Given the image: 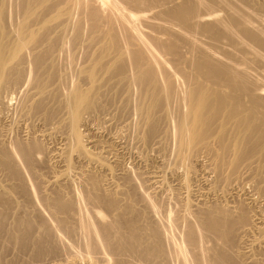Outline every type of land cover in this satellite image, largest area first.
Wrapping results in <instances>:
<instances>
[{
    "label": "bare ground",
    "instance_id": "1",
    "mask_svg": "<svg viewBox=\"0 0 264 264\" xmlns=\"http://www.w3.org/2000/svg\"><path fill=\"white\" fill-rule=\"evenodd\" d=\"M262 1L264 2V0ZM84 29H86V33H82ZM85 35L86 39H83V41L82 38H84L83 36ZM67 44L71 46L75 44L73 46L74 48L77 44H84L83 46L88 48H86V55L84 54V61L79 67L76 68L74 61L73 66L75 67L73 68H76V79L70 80L73 77L70 75V73L73 74V72L70 71L68 75H70L71 78L69 77L70 79L67 80L68 82L71 81L70 83L66 81V76H64L67 74V71H65L66 73L64 75H62V73L60 74V71L57 69L58 66L56 61L58 55H60L63 60L64 58L66 60V57L62 56L61 53L68 47ZM79 45L77 47H79ZM72 48H70V50ZM70 50L67 49L66 51L70 52ZM68 54L69 53H67V55ZM74 54H77L75 50ZM63 55L65 54L63 53ZM72 56L73 55L70 56L71 61H73L77 55H74L75 57L73 59ZM27 58H29L30 61H28V63L31 64L34 71L32 77L31 75L33 73L31 74L29 71L28 75H26L27 69L25 71V68ZM65 60L63 62H65ZM71 63L68 65L65 64L66 68L71 65ZM250 64H252V66L253 64H255L254 66H258L253 70L252 68L254 67L250 66ZM69 70L70 69H68V71ZM257 70L264 71V5L261 2H254V0H239V3L236 4L233 3V0H0V95L3 90L11 86L17 89L22 83L31 84V92H33V94L31 93V98L26 96L29 99H25L26 101H24L26 103L21 105L22 107L24 106L23 110L26 111L29 116L41 113L42 119L48 121L58 112L57 109H62L64 118L63 120H59L61 121L62 127L66 130L62 149L58 148L60 153H62V161L59 162L61 164L63 162L64 169H62V172L60 171V175L50 178L47 182L45 181L48 186L50 185L55 188L52 196L50 193V196H47L48 194L46 196L43 195L44 197L41 196L39 199L40 202H42V206H44L51 214V217H53V222L56 223L54 226L52 223L45 221V217L42 218L43 216H40L37 211L39 209L37 204V206L34 207L35 202L40 203L38 200L34 201L37 198H34L35 192L31 190L34 188V185H32L33 187L31 189H29L30 186L28 188L29 184H26V178L28 176L25 178V182L23 178L24 175L21 174L23 171L20 170V172L17 168L18 166L15 164V162L20 161L22 162L20 164L25 166V170L27 169L26 171L30 173L32 171L34 172V151L40 153V143L38 144L36 140L33 141V139H31L32 142L30 140L29 143L28 141L24 142L17 140L13 144L14 148H6L4 145H0V169L5 174L6 178H8V182H10L9 184L0 183V233L5 234L6 232L7 235H5L9 237V241L15 246H18L21 251L28 250L27 248L31 247L29 250L33 259L42 257L46 252L54 253L56 249L52 247L53 245L51 246V243L57 236V232L60 230L72 236L74 232L72 226H68V219L72 216L75 218L77 214L76 210L79 211L77 207L80 209L81 206L78 205L76 207L78 199L80 198H78V194L76 197L71 196L69 198L62 195L63 191L66 189L65 185H67L71 173H74L79 177H85L91 187V191L83 193L86 195L85 200L90 202L95 201V203L98 202L107 210L113 212L112 218L110 219L111 221L108 220L109 222H105L102 214L94 208L97 212L95 210L92 212L95 221L93 217L92 219L94 224L98 221L95 230V226L91 225L93 228L89 225L90 228L86 226L88 221L86 223L84 221V225L81 222L82 218L79 217L81 218L80 221L76 217L78 221L77 223L75 222L77 224L76 228L77 230L79 229V234L82 232V237L87 240L85 242V240L83 241L82 239L84 242H82L83 244L78 240L81 244L80 248L83 249L82 251L87 257L85 264H94L95 259L92 258L93 252L100 253L96 252V245L100 243V241L97 243L96 240L99 238L101 239L100 244H102V247L104 244V248H106L110 255L113 254L114 256L115 254L117 256L118 254L116 253L122 255V253L126 252L132 254V256H138L139 259L141 258V261L153 260L154 262L156 260H160V262L169 261V259L172 258L180 260L184 254L182 247L186 244L187 247L193 248L192 250L195 252H193V254L196 259L200 255L202 258V256H205L202 254L203 250L207 247L205 249H203V247L201 248V246L199 247L201 240L199 241L200 243L198 240L207 235H212L213 238L215 236L221 239V242L224 241V243H222L223 245L229 244L231 246L236 234L240 231H242L241 234H244L255 230L257 231L255 233H259L261 238H259V240L249 241V245L251 247L259 244L262 245V243H264L263 214L257 213L251 220L249 219L250 217H247L248 215L244 210L245 207H241L242 204L240 208H238L239 206H237V208H235V206L231 208L229 207L230 204L227 206L226 204L218 205L208 202L210 206H204L205 203L204 205L201 204L196 206L195 210L191 209V215L193 214L195 217L197 222L196 227L198 228L194 227V223L193 226L191 223L189 224L191 226L186 224L188 227L185 225L187 229H185V240L183 239L186 244L183 243V245L179 242L178 244L183 246L177 249L179 248L178 245L177 248L175 247L176 250L171 253L167 249L170 248L167 247L168 243L166 242L168 236L166 239V236H164L168 228L166 231L163 230L165 231L163 235L161 229L158 228L159 226L157 227L155 224L149 225L147 229H149V231L151 229V233H149V231L148 233L152 234L151 236H153V238H151L153 240L148 241L147 239H149L148 237L150 235L146 234L149 235L146 236L142 231V226H139L142 225L139 224V222L142 223V220L139 219L138 216L142 213H146L143 209L146 210L147 213L151 212L153 207L152 201H149L151 198L143 199L145 202L142 207V213L139 214L136 207L135 209L131 207L134 204L132 199L134 195L131 196L132 193H129L130 191L126 192L130 194V200H132H126V203L123 202L124 204H121L119 200L116 199L117 197L115 198V196H117L116 194L120 193L119 190V192L117 190L113 192H110V190L105 191L106 193L102 192L103 194L101 193V196L99 195L98 189H102L99 187L103 181L99 184V178L96 179L97 176L94 177L95 175L93 176V173H90L92 171L87 172L84 168L83 170L85 172H76L73 165V160L77 159L87 166L95 164L96 166H93H95V168L98 167L99 171L104 170L109 172V174L113 173L110 163L108 165L107 161L106 164L103 160L104 157L100 158L99 150V153H94L87 148L85 144L87 142L90 143L91 140L89 141L87 137V142L85 141L86 137L84 135L87 133L83 135L80 128L82 126L85 128L88 122L89 125H91L90 121L93 119L92 116L106 110V106L111 104L112 101L115 100L114 98L119 97L118 101L120 105L118 102L117 103L119 107L121 106V110L130 113L133 112V115L136 116L138 121L137 124L140 128L139 133L143 143H149L156 137H163V139L171 137V139H173L172 141H175V157L173 158H176L177 162H175L179 164L180 167H183L186 173L191 172L192 169L194 171L192 167L198 164V157H200V155L209 158V166L205 167L207 169L206 172L209 171L211 175L213 174L215 181H220V183L221 181L230 182L228 181L230 178H234L236 174L237 176L239 175L238 173L241 172H239V170H247L248 172L255 166L249 178L254 182L256 195H261L263 197L264 179L262 176H264V174L261 175V171L264 170V80H262V77L258 76L259 73ZM252 71L258 73L257 76L253 77L256 73L253 72V75ZM261 74L264 75L263 72ZM28 87H30V85L27 86V88ZM28 92L29 95L30 91ZM46 100L47 102L50 100V103H48H53L54 105L46 104ZM114 103L116 102H113L112 106ZM19 110L21 109L19 108ZM113 110H115V107ZM109 111L110 110H108V112ZM170 140L168 142H170ZM91 143L93 142L91 141ZM23 165L20 166L23 167ZM87 169H89V167ZM78 170H80V168ZM172 172L174 174L177 173L176 170ZM203 172H205V170ZM112 176L110 175V177ZM127 176L129 177V175ZM73 177L76 176L74 175ZM186 179L184 177L185 181L182 180L184 186L187 185ZM150 180L159 186L158 184L162 185L164 178L162 175L158 174L154 175ZM30 181L33 180L31 179ZM129 184L131 185L132 181L128 183V189L131 188V191L134 190L135 192L134 186H130ZM214 184L216 185L215 182ZM228 185L230 184L228 183ZM40 188L41 187H39V189ZM213 188H217V186H213ZM38 191L41 193L42 190ZM126 192L124 196L128 194ZM120 195H122V192ZM128 195H126V197L129 198ZM145 195L146 194H144V196ZM222 196H224V194ZM15 197H20L21 201L16 202L14 208L15 203L13 200ZM126 197L125 199H127ZM134 200L137 199L134 198ZM248 200V202L256 204L253 198H248ZM154 201L155 200H153V203ZM129 202H133V204ZM130 204L132 205L130 206ZM155 206L154 204V207ZM158 206H156L157 209ZM161 207L162 206H160V208ZM188 208L190 207H187V209ZM17 210L19 214L16 213L18 212ZM20 212L22 214H20ZM15 213L17 214L16 216L14 215ZM181 213H183V211ZM152 214H155L153 209ZM185 215L184 213L180 217H183L182 219L184 220L186 219ZM85 216L87 215H84V217ZM8 217L13 218L10 230L6 229L7 227L5 226ZM176 219V222L174 220V222H171L176 224L179 222V219ZM187 221L190 220H186V222ZM98 223H101V226L98 225ZM178 225L180 224L178 223ZM97 228H99V232ZM163 228L164 227H162V229ZM91 229L95 232L97 231L96 234L99 233V235L97 234L99 238L95 240L97 236H95V232L93 231L96 250L93 247V242H90L91 244L88 242V238H91L89 235V232H92ZM170 231L171 230L168 232ZM141 232H143V234ZM41 233H43L46 238H44ZM57 238L60 237L57 236ZM64 238L66 240V237ZM94 240L92 239V241ZM169 241L171 242L172 240L169 239ZM214 241H217V239ZM229 245L228 248H230ZM66 246L67 245L63 247L66 248ZM102 247L100 248L101 250ZM68 248L67 250L69 251L70 246H68ZM175 248L173 247V249ZM5 249L7 250V248ZM186 250L188 251L190 249ZM187 251H185V255L188 253ZM211 252L213 253L215 251ZM191 253L189 252L190 255ZM103 254H105V252ZM211 254H208L209 258L206 256L207 262L205 261L203 263L243 264L236 259V256L230 255L226 250L221 251L219 254H216V256H209ZM68 255H71V253ZM85 255H82V258L85 259V257H83ZM0 256L2 255L0 254ZM192 256L188 257L186 255V260L187 257L191 259ZM98 258L96 260L100 259ZM201 258L200 260L203 261L205 257ZM76 259L72 261L71 264H78ZM183 259L184 258L181 260ZM192 259H194V257ZM261 259V264H264V255ZM1 260H3V258ZM11 260L6 264H15L13 261L11 262ZM102 260H104V258ZM190 261L194 260L185 261V264H188L186 262L190 263ZM202 261L200 262L202 263ZM0 264L3 263L0 261ZM97 264H100V262ZM191 264H193V262H191Z\"/></svg>",
    "mask_w": 264,
    "mask_h": 264
},
{
    "label": "rangeland",
    "instance_id": "2",
    "mask_svg": "<svg viewBox=\"0 0 264 264\" xmlns=\"http://www.w3.org/2000/svg\"><path fill=\"white\" fill-rule=\"evenodd\" d=\"M257 2V3H262L263 5H264V2L262 1V0H254V2ZM233 3H239V0H233ZM85 27V26H84ZM86 28V27H85ZM82 33H86V29H84V31L82 32ZM84 38H82V40L83 39H86V35L85 36H83ZM84 41V40H83ZM75 45V44H74ZM73 44H72V46L70 45V44H67V48H65V51L63 52L65 55H63V53H61V55L62 56H64V57H66V60H65V58H64V60H65V62H63L64 60H63V58L60 56V55H58V59L56 60L57 61V69H58V71H60L59 73L61 74L62 73V75H64L66 72L65 71H67V74L66 75H64V76H66V81L68 80V79H70L72 76V78L70 79L71 81L72 80H75L76 79V74H75V72H76V68L77 67H79L81 64H82V62L84 61V57H85V55H86V53H87V47L85 46H83L82 44H77V46L79 45V47H73L74 46ZM83 46V48H82V46ZM71 46V47H70ZM72 48L71 50H70V48ZM87 48V49H86ZM67 49H69L70 50V52H68V51H66ZM75 50V53H77V54H74V50ZM86 50V51H85ZM72 52V53H71ZM81 52V53H80ZM86 52V53H85ZM67 53H69L68 55H69V57H68V55H67ZM81 54V55H80ZM85 54V55H84ZM71 55H73L72 56V59H73V61H71ZM75 55V56H74ZM83 55V56H82ZM60 56V57H59ZM79 56V57H78ZM30 58V57H29ZM29 58H27V60H26V68H25V71H26V69H27V71H26V75H28V71H29V73L31 72V77L34 75V71H33V68H32V66H31V64L30 63H28V61H30L29 60ZM60 58V59H59ZM70 59V60H69ZM63 60V61H62ZM69 61V62H68ZM72 63H71V62ZM74 61H75V66H76V68H73V67H75V66H73L74 65ZM59 62V63H58ZM61 62V63H60ZM69 63H71V65H69L67 68L68 69H70L69 71H68V69L66 68V65L65 64H69ZM77 63V64H76ZM59 64H60V66H59ZM63 64H64V66H63ZM28 65V66H27ZM62 65V66H61ZM255 64H253V66H252V64H250V66H252V67H254V68H252V67H250V68H252L253 70H255L256 68H257V66H254ZM71 66H72V68H71ZM31 67V68H30ZM63 67V68H62ZM70 67V68H69ZM256 67V68H255ZM260 67V66H259ZM259 67H258V69H259ZM65 68V69H64ZM74 69V70H73ZM260 69H262V68H260ZM73 70V71H72ZM73 72V74H71L70 73V75H71V77H70V75H68L69 74V72ZM258 71V73L259 74H261L262 72L264 73V71H261V70H257ZM253 72L254 73H256L255 71H252V74H253ZM261 72V73H260ZM258 73H256V75H252L253 77H255V76H257V74ZM74 74H75V76H74ZM258 74V76H260V77H262L261 79L262 80H264V75L263 74H261V75H259ZM70 77V78H69ZM70 81V82H71ZM68 82V81H67ZM70 82H68V83H70ZM264 82V81H263ZM30 85V87H28L27 88V86H29ZM12 87H14V86H11V87H9V88H7L6 90H3V92H2V94L0 95V145H4L6 148H8V147H10V148H14V142H16L17 140H20V141H24V142H26V141H28V143L30 142V140L31 139H33V141L34 140H36L37 142H38V144L41 146V150L39 151L40 153H37L36 151H34V162L36 163V165H35V163H34V172H35V175H34V172L32 171L31 173L29 172V171H26L25 170V166L23 165V164H20V163H22V162H20V161H17V162H15V164H16V166H18L17 168L19 169V171L21 170V171H23V172H21V174H23L22 176H23V178H24V180H25V178L27 179V182H26V180H25V182H26V184L28 185V188H29V186H30V188L29 189H31L33 186L32 185H34V188H35V190H37V191H35L34 190V188H32L31 190L32 191H34L35 193H34V195H35V197L34 198H36L34 201H39L40 202V197L41 196H46L47 194V196H50V193H51V196H52V194L54 193L53 192V190H55V188L54 187H51L50 185L48 186V184L46 183L47 182V180H49L50 178H52V177H54V176H56V175H60L59 173H61L63 170L62 169H64V165H63V162H62V164L60 163L61 161H62V153H60V151H59V149H62V146H63V140L65 139V136H66V130L62 127V125H61V121L60 120H63V118H64V112H63V110L62 109H57V111L58 112H56L55 114H54V116H52L53 118H51L50 120H48V121H45V120H43L42 119V115H40L39 113H37L36 115L38 116H36L35 114H33L34 115V117H33V115H30L29 116V114H27V112L26 111H24L23 110V107L21 106V105H23V104H25L26 102V100L25 99H29V98H31V96H32V94H33V92H31L32 91V85L31 84H27V83H22V85H20V86H18L17 87V89H16V87L15 88H12ZM24 88H26V89H24ZM29 89H31V90H29ZM25 90V91H24ZM28 91H30V94L28 95ZM21 92V93H20ZM19 93V94H18ZM26 93H27V95H26ZM21 94V95H20ZM6 95V96H5ZM25 96V97H24ZM29 96V98H27V97ZM117 98V99H116ZM116 98H114L115 100L114 101H112V103L113 102H116V103H114L113 104V106H112V103L111 104H108L106 107V110H103L102 112H100L99 114H97V115H94V116H92V118L93 119H91L92 121H90L91 123V125H89V122H88V124H87V126H85V128H83L84 126H82L81 128H80V131H81V133L84 135V134H86V135H84L85 137H86V139H85V141L87 142V137L89 138V141L91 140L93 143H91V141H90V143H86V142H84V143H86L85 145L87 146V148L90 150V151H92V152H94V153H99L100 152V158H102V157H104L103 158V160L105 161V163H106V161H107V163H108V165H109V163H110V166H112L111 167V170L113 171V173L111 174H109V172H107V171H104V170H100L99 171V168L97 169V168H95V164H92V166L93 165H95V166H93V168H92V166L91 165H89V166H87V165H85V163H83L82 161H78L77 159H75V160H73V165H74V167H75V171L77 172V171H82V172H85V171H87V172H90V171H92V172H90V173H93V176L94 177H96L97 176V178L96 179H98L99 180V184L103 181V183H101V185H100V187L99 188H102V189H98L99 191V193H97V194H99V195H101L102 196V192H105V191H109L110 190V192H113V191H120V193H117L116 195L117 196H115V198L117 199V200H119V202L121 203V204H124V203H126V200L127 201H129L130 200V197L131 196H133L134 195V198H136L137 200H134V198H132L133 199V202H134V204H133V202H129V203H132V204H130V206L133 208V209H135V207H136V209H138L137 211H138V213L140 214V213H142L141 211H142V207H143V205H144V200L143 199H149V198H151V200L149 199V201L152 203V205H153V207H152V209L154 210V213L155 214H152V209H151V212H149V213H147V211L146 210H144L143 209V211L144 212H146L147 213V215H146V213H142V214H138L139 216H138V218L139 219H141L142 221V223H140L139 222V219H138V222H139V224H142V225H139V226H142V231L144 232V234L146 235V234H149V233H151L150 231H151V229H150V231H149V229H147V228H149L148 226L149 225H151V224H155V226L157 225V227L159 228V229H161V232L163 233V235L165 234V231H166V229H167V231H166V234L164 235V236H166L165 237V239L167 238V236H168V240H166V242L168 243L167 244V247H170V248H167L171 253H173L174 252V250H176V248L178 247V243L180 242V244L182 243H185L186 244V242L184 241L185 240V229H187V227L188 226H193V223H194V227H196L197 226V222H196V220H195V217L193 216V214L191 215V213H192V211H191V209L192 210H195V208H196V206H199V205H201V204H205L204 206H210V203L211 204H218V205H224V204H226L227 206H229V204H230V206L229 207H233L234 208V206H235V208H237V206H239L238 208H240V205H241V207L242 208H244L245 207V211H246V214L248 215L247 217L249 218V219H251L254 215H256L257 213H259V214H263L264 215V196L262 197L261 195L260 196H257L256 195V193H255V190H254V182H252L253 180H251L250 178H249V175L251 176V174L253 173V168L255 167V166H253V168H251V170L250 171H248L247 172V170H243L242 171V169L241 170H239V172L240 173H238L239 175L237 176V174H236V176L234 175V178L232 177V178H230L228 181H230V182H225V181H221V183L222 184H225V185H228V183L230 184V185H228V186H225V185H222L221 183H220V181H215V177H214V175L212 176L211 175V173H209V171L208 172H206V166L208 167L209 165H208V159L209 158H207V157H203L202 155H200V157H198L199 159H198V164L196 165L195 163H193V164H195V166L193 165V167L192 168H194V171H193V169H192V171L191 172H189V173H186L185 172V170H184V168L183 167H180V165L179 164H177L176 162V158L174 159L173 157H175V148H176V145H175V141H172L173 139H171V137H169V138H167L166 137V139L164 138L163 139V137H156L155 139H153V141L151 140L149 143H143L142 142V140H141V136H140V128H139V126H138V124H137V118H136V116L135 115H133L134 113L133 112H128V111H124V110H121V106L119 107V105H120V103H119V101H118V99H119V97H116ZM25 100V101H24ZM29 102H30V100H29ZM48 102L50 103V100H48ZM47 102V100H46V104H48V105H52V104H49ZM119 103V105H118V103ZM116 104V105H115ZM54 105V104H53ZM115 105V106H114ZM118 105V106H117ZM15 106V107H14ZM111 106H112V108H111ZM114 107H115V110H113L114 109ZM19 108L21 109V110H19ZM112 110H111V109ZM108 110H110L109 112H108ZM107 111V112H106ZM6 112V113H5ZM23 112H24V114H23ZM15 113V114H14ZM22 113V114H21ZM27 114V117H26V114ZM60 113H62V114H60ZM104 113V114H103ZM113 113V114H112ZM114 113H115V115H114ZM118 113V114H117ZM122 113V114H121ZM125 113V114H124ZM102 114V115H101ZM25 115V116H24ZM40 115V116H39ZM118 115V116H117ZM120 115V116H119ZM127 115V116H126ZM33 118H32V117ZM60 116V117H59ZM117 116V117H116ZM131 116V117H130ZM20 117V118H19ZM99 117V118H98ZM102 117V118H101ZM6 118V119H5ZM19 118V119H18ZM56 118V119H55ZM132 118V119H131ZM29 119V120H28ZM60 119V120H59ZM15 120H16V122H15ZM123 120V121H122ZM13 121V122H12ZM49 122V123H48ZM59 122V123H58ZM130 122H131V124H130ZM136 124H135V123ZM34 123H35V125H34ZM100 123V124H99ZM103 123V124H102ZM133 123V124H132ZM52 124V125H51ZM12 125V126H11ZM61 125V126H60ZM133 125V126H132ZM137 125V126H136ZM26 126V127H25ZM95 126V127H94ZM89 127H90V129H89ZM129 127V128H128ZM137 127V128H136ZM31 128V129H30ZM63 128V129H62ZM122 128V129H121ZM127 128V129H126ZM139 128V129H138ZM11 129V130H10ZM47 130V131H46ZM90 132H89V131ZM114 130V131H113ZM46 131V132H45ZM55 131V132H54ZM59 131V132H58ZM64 131V132H63ZM132 131V132H131ZM137 132V133H136ZM43 133V134H42ZM89 133V134H88ZM132 133V134H131ZM47 134V135H46ZM120 134V135H119ZM50 135V136H49ZM129 135V136H128ZM132 135V136H131ZM137 136V137H136ZM31 137V138H30ZM92 138V139H91ZM109 140H108V139ZM171 139V140H170ZM2 140H3V142H2ZM165 140V141H164ZM167 140V141H166ZM170 140V142H168ZM12 141V142H11ZM98 141V142H97ZM31 142H32V140H31ZM141 142V143H140ZM123 143V144H122ZM159 143H160V145H159ZM168 143H169V145H168ZM174 143V144H173ZM9 144V145H8ZM145 144V145H144ZM165 144V145H164ZM93 145H95V146H93ZM168 145V146H167ZM61 146V147H60ZM146 146V147H145ZM162 147V148H161ZM59 148V149H58ZM170 148V149H169ZM172 148V149H171ZM161 149V150H160ZM167 149V150H166ZM98 150H99V152H98ZM165 151V152H164ZM172 151H174V152H172ZM163 152V153H162ZM167 153V154H166ZM174 153V154H173ZM57 156V157H56ZM61 157V158H60ZM60 159V160H59ZM159 160V161H158ZM43 161V162H42ZM60 161V162H59ZM176 161V162H175ZM82 162V163H81ZM119 162V163H118ZM171 162H173V163H171ZM78 163H81V164H78ZM106 163V164H107ZM118 163V164H117ZM175 163H176V165H175ZM144 164V165H143ZM165 164V165H164ZM202 164V165H201ZM23 165V167H21V166ZM85 166V167H83V166ZM164 165V166H163ZM178 165V166H177ZM192 165V164H191ZM37 166V167H36ZM77 166V167H76ZM175 166V167H174ZM177 166V167H176ZM197 166V167H196ZM202 166V167H201ZM63 167V168H62ZM89 167V169H87V168ZM171 167V168H170ZM174 167V168H173ZM23 168V169H22ZM36 168V169H35ZM80 168V170H78ZM81 168H82V170H81ZM83 168H84V170H83ZM114 170H113V169ZM202 168V169H201ZM92 169V170H91ZM96 169H97V171H96ZM169 170V173H168V170ZM178 169H179V171H178ZM182 169V170H181ZM24 170H25V172H24ZM56 170V171H55ZM94 170V171H93ZM171 170V171H170ZM173 170H176L177 171V173H173L172 171ZM205 170V172H203ZM42 171V172H41ZM61 171V172H60ZM115 171V172H114ZM162 171V172H161ZM263 171V172H262ZM261 171V175H263L264 174V170H262ZM28 172H29V174H28ZM100 172V173H99ZM128 172V173H127ZM136 172V173H135ZM246 172H247V174H246ZM125 173V174H124ZM138 173V174H137ZM171 173H173V174H171ZM183 173H185V174H183ZM244 173V174H243ZM124 174V175H123ZM133 174H136V175H133ZM153 174V175H152ZM162 175V177L164 178V181H163V183H162V185L161 184H158L159 186H157V184H154L153 183V181H151L150 179L154 176V175ZM171 174V175H170ZM181 174V175H180ZM183 174V175H182ZM242 174V175H241ZM31 175V176H30ZM38 175V176H37ZM76 176V177H73V176ZM102 175V176H101ZM110 175L113 177H110ZM126 175V176H125ZM127 175H129V177L127 176ZM147 175V176H146ZM151 175V176H150ZM175 175V176H174ZM177 175V176H176ZM180 177H182V178H180ZM189 175V176H188ZM4 176V177H3ZM30 176V177H29ZM38 178V180H37V178ZM137 178H136V177ZM172 176V177H171ZM34 177V178H33ZM73 177V178H72ZM78 177V178H77ZM117 177V178H116ZM128 177V178H127ZM150 177V178H149ZM184 177H185V179H186V181H187V185L186 186H184V184H183V181H185L184 180ZM236 177V178H235ZM5 178H6V176H5V174L2 172V170L0 169V183H4V184H9L10 182H8V178H6V180H5ZM29 178V179H28ZM80 178V179H79ZM84 178V179H83ZM82 178V176L81 177H79V176H77L76 174H72L71 173V175H70V179L68 180V182H67V185H65L66 186V191H65V193H64V191H63V194L62 195H64V197H66V198H69V197H71V196H77V194H78V202H77V205H76V207L79 205H81L80 206V209H79V207H77V209L79 210V211H77L76 210V216H75V218L73 217H70L69 219H68V226L69 227H71L72 226V229H73V232L74 233H72V236H71V234H66V233H64L63 231H58L57 232V236H59L60 238H57V236L53 239V241H52V243H51V246L52 247H54L55 249H56V251L53 253V252H46L45 254H43L42 255V257H39V258H34L33 259V257L31 256V254H30V250L29 249H31V247H29V248H27L28 250H23V251H21L20 250V248L18 247V246H15L14 244H12L10 241H9V237L8 236H6L7 235V233L5 232V234L4 233H0V254L2 255V256H0V261H1V263H3V264H6V263H8V262H10V260H11V262L13 261L15 264H69V262H70V264H71V262L72 261H75V259H76V262H78V264H85V261H86V259H87V257H86V255H85V253H83V249L82 248H80L81 246V244H83L84 242V240H85V238L84 237H82V232H81V234H79L80 233V231H79V229L77 230V228H76V223L78 222L76 219L78 218V220H80L81 218V222L84 224V221H85V223L88 221H90L89 223L87 222V225L86 226H90L91 228H93L92 226H95L94 227V230H95V228L97 227V222H95V224H94V221H95V218H94V216H92L93 214H92V212L96 209L98 212H100L101 214H102V216H103V219H104V221L105 222H109V221H111L110 219L112 218V215H113V212H111V210H107L105 207H103L102 206V204L100 205V203H95V201H92V202H90V201H87V200H85L86 199V195H84L83 193H87V192H89V191H91L90 189H91V187L89 186V184H88V181L86 180V178L85 177H83ZM103 178V179H102ZM106 178V179H105ZM111 178V179H110ZM213 178V179H212ZM262 178L264 179V176H262ZM33 180V181H30V180ZM35 179V180H34ZM114 179H116V180H114ZM127 179V180H126ZM132 179V180H131ZM149 179V180H148ZM194 179V180H193ZM242 179V180H241ZM249 179V180H248ZM29 180V181H28ZM122 180V181H121ZM178 180V181H177ZM183 180V181H182ZM251 180V181H250ZM46 181V182H45ZM107 181V182H106ZM131 181H132V184L131 185H133L134 186V188H135V192H134V190H132L131 191V188H129L128 189V183H131ZM137 181H139V182H137ZM147 181V182H146ZM190 183H189V182ZM209 181V182H208ZM233 181V182H232ZM30 182V183H29ZM32 182V183H31ZM36 182V183H35ZM112 182V183H111ZM126 182V183H125ZM128 182V183H127ZM142 182V183H141ZM168 182V183H167ZM214 182L216 183V185L214 184ZM217 182H219L220 183V186H219V183H217ZM34 183V184H33ZM64 183H66V182H64ZM111 183V184H110ZM142 185H141V184ZM170 183V184H169ZM180 183V184H179ZM165 184V185H164ZM168 184V185H167ZM218 184V185H217ZM37 185V186H36ZM38 185H39V187H41L40 189H39V187H38ZM41 185V186H40ZM69 185V186H68ZM71 185V186H70ZM108 185V186H107ZM117 185V186H116ZM130 185V184H129ZM130 185V186H131ZM148 185V186H147ZM211 185V186H210ZM88 186V187H87ZM110 186V187H109ZM115 186H116V189H115ZM120 186V187H119ZM129 186V187H130ZM132 186V187H133ZM143 186V187H142ZM153 186V187H152ZM167 186H169V187H167ZM182 186V187H181ZM213 186L215 187V186H217V188H213ZM225 186V187H224ZM83 187H85V188H83ZM114 187V188H113ZM118 187V188H117ZM126 187V188H125ZM151 187V188H150ZM212 187V188H211ZM220 187V188H219ZM222 187H223V190H222ZM226 187H227V189H226ZM48 188V189H47ZM53 188V189H52ZM134 188H132V189H134ZM147 188V189H146ZM208 188V189H207ZM44 189V190H43ZM128 189V190H127ZM189 189V190H188ZM213 189V190H212ZM244 189V190H243ZM38 190H42L41 191V193H39V191ZM101 190H103V191H101ZM112 190V191H111ZM153 190V191H152ZM187 190V191H186ZM207 190V191H206ZM210 190V191H209ZM218 190V191H217ZM222 190V191H221ZM226 190H227V192H226ZM118 191V192H119ZM126 191H130L129 193H132V195L130 196V194L128 193V192H126ZM188 191H189V193H188ZM241 191V192H240ZM43 192H44V194H43ZM97 192V191H96ZM121 192H122V195H120L121 194ZM128 193V194H126V195H128L129 196V198L128 197H126V195L124 196V193ZM206 192H207V194H206ZM209 192V193H208ZM227 193V194H225V193ZM37 193V194H36ZM102 193V194H101ZM106 193V192H105ZM104 193V194H105ZM134 193V194H133ZM239 193V194H238ZM144 194H146L145 196H144ZM186 194V195H185ZM224 194V196H222ZM244 194V195H243ZM39 196V198H38V196ZM81 195V196H80ZM135 195H138V196H135ZM142 195V196H141ZM149 195V196H148ZM151 195H153V196H151ZM253 195V196H252ZM43 196V197H44ZM159 196V197H158ZM125 197L127 198V199H125ZM138 197V198H137ZM147 197V198H146ZM153 197V198H152ZM161 197V198H160ZM17 198V199H16ZM118 198H120V199H118ZM141 198H142V200H141ZM163 198V199H162ZM186 198V199H185ZM200 198V199H199ZM225 198H226V200H225ZM248 198L249 199H251V198H253L255 201H256V204H254V203H251V202H248V201H250V200H248ZM258 198V199H257ZM123 199H124V201H123ZM129 199V200H128ZM131 199V200H132ZM159 199V200H158ZM177 199V200H176ZM216 199V200H215ZM130 200V201H131ZM153 200H155L154 201V203H153ZM190 200V201H189ZM219 200V201H218ZM248 200V201H247ZM19 201H21V199H20V197H15L14 198V200H13V202L15 203L14 204V208H15V205H16V202H19ZM81 201V202H80ZM88 203H90V204H88ZM162 201V202H161ZM175 201V202H174ZM183 201V202H182ZM187 201V202H186ZM226 201V202H225ZM83 202V203H82ZM124 202V203H123ZM156 202V203H155ZM158 202V203H157ZM165 202V203H164ZM174 202V203H173ZM189 202V203H188ZM208 202H210V203H208ZM41 203V204H40ZM40 203H38V202H35L34 204H35V206L34 207H36L37 205V207H39V209L38 208H35V209H38L37 211L39 212V214H40V216L42 217V218H44L45 219V221H47V222H49V223H52L53 224V226L56 224L55 222H53V217H51V214L49 213V211L44 207V206H42V202H40ZM81 203V204H80ZM96 205H95V204ZM164 203V204H163ZM176 203H178L179 204V206H178V204H176ZM191 203V204H190ZM223 203V204H222ZM247 203V204H246ZM37 204V205H36ZM86 204V205H85ZM154 204L156 205V206H158V209L156 208V206L154 207ZM169 204V205H168ZM174 204V205H173ZM187 204V205H186ZM189 204V205H188ZM95 205V206H94ZM100 205V206H99ZM176 205H177V208H176ZM184 205V206H183ZM185 205H186V208H185ZM202 205V206H203ZM253 205V206H252ZM41 206V207H40ZM94 206V207H93ZM160 206H162L161 208H160ZM165 206V207H164ZM83 207V208H82ZM167 207V208H166ZM171 207V208H170ZM174 207V208H173ZM179 207V208H178ZM181 207V208H180ZM187 207H190V208H188L187 209ZM258 207H260V208H258ZM45 208V209H44ZM95 208V209H94ZM156 208V209H155ZM161 209V211H160V209ZM170 208V209H169ZM194 208V209H193ZM247 208V209H246ZM17 209V208H16ZM41 209V210H40ZM100 209V210H99ZM164 211H163V210ZM172 209V210H171ZM250 209V210H249ZM259 209V210H258ZM40 210V211H39ZM80 210H82V211H80ZM95 210V211H96ZM165 210H167V211H165ZM187 212H186V211ZM263 210V211H262ZM18 211V210H17ZM96 211V212H97ZM106 211V212H105ZM108 211H110V212H108ZM183 211V213H181ZM16 212V211H15ZM42 212V213H41ZM79 212V213H78ZM84 212V213H83ZM163 212V213H162ZM189 212V213H188ZM17 214H19V211L18 212H16ZM14 214L15 216L17 215V214ZM81 213V214H80ZM176 213V214H175ZM186 214L185 215V217H186V219H182L180 216H182L183 214ZM20 214H22L21 212H20ZM80 214V215H79ZM89 214V215H88ZM159 214H161V215H159ZM178 214V215H177ZM189 214V215H188ZM50 215V216H49ZM78 215V216H77ZM81 215H83V216H81ZM84 215H87V216H85L84 217ZM150 215V216H149ZM155 215V216H154ZM167 215H168V217H169V219H168V217H167ZM110 216V217H109ZM148 216V217H147ZM176 216H179V217H176ZM188 216H189V218H188ZM51 217V218H50ZM77 217V218H76ZM79 217H81V218H79ZM90 217V218H89ZM92 217L94 218V221H93V219H92ZM150 217H152V218H150ZM164 217V218H163ZM174 217H175V219L177 218V219H179L178 221L179 222H177L176 224L175 223H172V222H174L175 221V219H174ZM145 218V219H144ZM163 219V220H160V219ZM85 219V220H84ZM86 219H88V220H86ZM176 219V220H177ZM192 219V220H191ZM9 220V221H8ZM13 220V218H11V217H8V219L6 220L7 222H5V226L7 227H5L6 229H8V230H10L11 228L10 227H12V221ZM50 220V221H49ZM109 220V221H108ZM147 220V221H146ZM168 220V221H167ZM174 220V221H173ZM182 220V221H181ZM186 220H190V221H187L186 222ZM194 220H195V222H194ZM252 220V219H251ZM91 221H92V223H91ZM154 221V222H153ZM172 221V222H171ZM181 221V222H180ZM76 222V223H75ZM149 222H150V224H149ZM156 222V223H155ZM162 222V223H161ZM167 222V223H166ZM171 222V223H170ZM176 222V221H175ZM159 223H161V224H159ZM178 223L180 224V225H178ZM191 223V225H189ZM71 224H73V225H71ZM172 224H174L175 226H176V228H175V226L174 225H172ZM186 224H188V226L186 225ZM85 225V224H84ZM92 225V226H91ZM98 225H100L101 226V223H98ZM178 225V226H177ZM184 225V226H183ZM187 227H186V226ZM9 226V227H8ZM73 226H74V228H73ZM88 226V227H89ZM100 226H99V228H100ZM179 226H181V227H179ZM89 227V228H90ZM162 227H164L163 229H162ZM193 227V228H194ZM76 228V229H75ZM99 228H97L96 230L99 232ZM170 228V229H169ZM184 228V229H183ZM196 228H198V227H196ZM5 229V230H6ZM141 229V228H140ZM77 232H76V231ZM93 229H91V233L89 232V235L91 236V238L94 240V231ZM163 230H165V231H163ZM169 230H171L170 232H168ZM7 231V230H6ZM79 231V232H78ZM94 231V232H93ZM96 231V232H97ZM148 231H149V233H148ZM184 231V232H183ZM240 231V230H239ZM238 231V232H239ZM96 232H95V236H97V234L99 235V233H97L96 234ZM143 232H141L142 234H143ZM237 232V233H238ZM241 232L242 231H240L238 234H236V237L234 238V241H233V243H232V245L230 246L229 244V246H230V248H228V245L227 244H222V243H224V241H222L221 242V239H219V238H217V237H215L214 236V238L212 237V235H210V236H205V237H202L201 239H199L198 240V242L200 243V245H199V243L197 242V244L199 245V247L201 246V248L203 247V249H205L206 247L209 249H205V250H203V253L202 254H204L205 256H202V258L203 257H205L206 258V260H205V258H203L204 260L202 261V260H200V258H201V255L196 259V257H195V255L193 254V248L191 249L190 247H187V244L186 245H179V248H177V249H180V247H182V251H183V256H182V258H184L183 260H179V259H174V258H172V259H169V261H170V263H169V261L167 262V261H162V262H160V260H156L155 262L153 261V260H143V258H142V260L143 261H141V258L139 259V257L138 256H132V254H130V253H126V252H124V253H122V255L121 254H119V253H116V254H118L117 256L114 254V256H113V254H111L110 255V253H108V251L106 250V248H104V244H103V247H102V244H100L101 243V239L99 238V236H97V237H95V240H96V238L98 239V240H96L97 241V243L100 241V243H98L97 245H96V247H97V251L96 252H100V253H95V252H93V254H92V258L93 259H95V262H94V264H97L98 262H100V264H102L103 262V264H152V262H153V264H185V261H188V260H194L196 263H199V264H206V263H203V262H207V257H208V254H211L212 252L211 251H215V252H213L211 255H209V256H211L212 257V255L213 256H216V254H219L221 251H224V250H226L227 252H229V254L230 255H233L234 257L236 256V259L239 261V262H241V263H243V264H261V262H262V257H263V255H264V243H262V245L261 244H259V245H255L254 247H251L249 244H250V242L251 241H255V240H259V238H261V236L259 235V233L257 234V233H255V232H257V231H255V230H252V231H249V232H247V233H242L241 234ZM43 233H45V232H43ZM43 233H41V235H43L44 236V234ZM61 233V234H60ZM76 233V234H75ZM178 233V234H177ZM91 234H93V235H91ZM174 234V235H173ZM180 234V235H179ZM60 235H62V236H60ZM75 235V236H74ZM145 235H144V237H145ZM150 235V236H149ZM149 235H146V236H149L148 238L150 239H147L148 241H151V240H153L152 238H153V236H151L152 234H149ZM173 235V236H172ZM69 236V237H68ZM78 236V237H77ZM170 236H171V238H170ZM8 237V238H7ZM64 237H66V240H65V238ZM77 237V238H76ZM81 237V238H80ZM152 237V238H151ZM182 237V238H181ZM7 238V239H6ZM44 238H46L45 236H44ZM61 238H63V239H61ZM70 238V239H69ZM76 238V239H75ZM90 238V237H89ZM88 238V242L90 243H92L93 244V247L95 248V244H94V242H95V240L94 241H92V239L90 238L89 239ZM203 238H205V239H203ZM251 238V239H250ZM257 238V239H256ZM58 239H60V240H58ZM74 239V240H73ZM82 239H83V241H82ZM169 239L170 240H172L171 242L169 241ZM184 239V240H183ZM217 239V241H214V240H216ZM250 239V240H249ZM55 240H57V241H55ZM78 240H79V242L81 243H79L78 242ZM81 240V241H80ZM91 240V241H90ZM182 240H183V242H182ZM203 240V241H202ZM219 240H220V242H219ZM61 241H62V243H64V244H62L61 243ZM76 241V242H75ZM87 240H85V242H86ZM205 241V242H204ZM237 241V242H236ZM250 241V242H249ZM54 242V243H53ZM72 242V243H71ZM83 242V243H82ZM204 242V243H203ZM234 242H235V244H234ZM243 242V243H242ZM57 243V244H56ZM61 243V244H60ZM90 243V244H91ZM171 243V244H170ZM203 243V244H202ZM238 243V244H237ZM9 244V245H8ZM12 244V245H11ZM77 244V245H76ZM78 244H79V247H78ZM171 246H170V245ZM14 245V246H13ZM61 245V246H60ZM65 245H67L66 246V248H64L65 247ZM74 245V246H73ZM100 245H101V247H102V250L100 249L101 247H100ZM222 245H223V247H222ZM226 245V246H225ZM249 245V246H248ZM4 246H5V248H7V250L4 248ZM64 246V247H63ZM68 246H70V250L68 251L67 249H69L68 248ZM17 247H18V249H17ZM62 249H61V248ZM173 247L175 248V249H173ZM59 249V251H58V249ZM73 248V249H72ZM78 248V249H77ZM100 249V251H99V249ZM103 248H104V250H106V251H104L103 250ZM185 248V249H184ZM2 249V250H1ZM5 249V250H4ZM64 249H66V250H64ZM71 249H72V251H71ZM77 249V250H76ZM173 249V250H172ZM186 249H190V250H186ZM199 249V248H198ZM215 249V250H214ZM253 249V250H252ZM256 249V250H255ZM10 250V251H9ZM81 250V251H80ZM95 250H96V248H95ZM94 250V251H95ZM196 250V249H195ZM211 250V251H210ZM218 250V251H217ZM219 250H220V252H219ZM255 250V251H254ZM6 251V252H5ZM64 251V252H63ZM66 251H68V252H70L71 253V255H68V254H70V253H68V252H66ZM77 251V252H76ZM79 251V252H78ZM102 251V252H101ZM185 251H187L188 253L186 254L188 257L189 256H192L191 257V259L189 258L188 259V257H187V260H186V255H185ZM209 253H208V252ZM19 252V253H18ZM28 252V253H27ZM73 252V253H72ZM105 252V254H103ZM189 252L191 253V255L189 254ZM217 252H219V253H217ZM56 253V254H55ZM58 253V254H57ZM79 255H78V254ZM85 255V256H83V257H85V259L84 258H82V255ZM195 253V252H194ZM260 253V254H259ZM262 253V254H261ZM74 254V255H73ZM95 254V255H94ZM109 254V255H108ZM123 254H124V256H123ZM207 254V255H206ZM45 255V256H44ZM54 255V256H53ZM77 255V256H76ZM94 255V256H93ZM21 256H22V258H21ZM74 258H73V257ZM96 256V257H95ZM122 256V257H121ZM207 256V257H206ZM3 258V260H1L2 258ZM67 257V258H66ZM74 259H72V258ZM100 259H99V258ZM104 258V260H102L103 258ZM135 257V258H134ZM194 257V259H192ZM27 258V259H26ZM91 258V259H92ZM99 259V260H96V259ZM137 258V259H136ZM201 258V259H202ZM209 258V257H208ZM66 259V260H65ZM92 259V260H93ZM78 260H80V261H78ZM173 260V261H172ZM175 260V261H174ZM177 260H178V263H177ZM5 261H7V262H5ZM61 261V262H60ZM94 261V260H93ZM98 261V262H97ZM108 261H110V262H108ZM115 261V262H114ZM150 261V262H149ZM172 261V262H171ZM181 261V262H180ZM194 261H190V263L189 262H186V263H188V264H191V262H193V264H196ZM200 261H202V263L200 262ZM256 261H257V263H256ZM5 262V263H4ZM22 262V263H21ZM82 262V263H81ZM97 262V263H96ZM105 262H107V263H105ZM112 262V263H111ZM121 262V263H120ZM128 262V263H127ZM157 262V263H156ZM175 262V263H174ZM184 262V263H183Z\"/></svg>",
    "mask_w": 264,
    "mask_h": 264
}]
</instances>
